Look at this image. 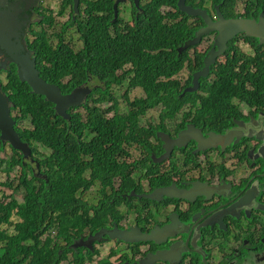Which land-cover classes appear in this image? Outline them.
Segmentation results:
<instances>
[{
  "label": "flooded vegetation",
  "instance_id": "obj_1",
  "mask_svg": "<svg viewBox=\"0 0 264 264\" xmlns=\"http://www.w3.org/2000/svg\"><path fill=\"white\" fill-rule=\"evenodd\" d=\"M79 1V14H76L74 0H0V27L4 26L3 31L10 35L15 54H30L32 59L37 60L38 67L40 42L43 40H48L49 46L55 47L64 32L72 31V25H89L92 19L102 22L110 15V12L106 14L105 9L109 8V2L113 3L114 12L110 24L120 21L119 30L125 31L123 29L127 24L134 25L135 10L139 16L145 4V0H139L138 9L135 0L119 5L118 19L115 21L114 5L118 0ZM240 1L243 3L235 1L231 4L234 7L233 16L230 15L227 19L260 22L264 9L258 6L248 11L249 4ZM126 6L129 7L130 16L125 23L123 14ZM215 6L208 2L198 9L206 10L217 21ZM194 18L200 17H191L187 23L195 22ZM200 19L199 23L189 27L194 31L189 42L199 29L205 27L204 20ZM56 27H60L58 34L54 31ZM113 31V28H109L111 34ZM217 40L218 33L203 36L198 45L188 48L190 56L196 58V55H204L205 67V59ZM263 41L264 36L251 37L247 33H240L229 41L227 53L218 60L216 65L228 64L225 110H219L225 96L214 97L215 113H208L201 100L198 107L186 104L176 116L160 119L155 134L146 133L144 139L152 142L153 146L140 145L135 148L127 145L129 155L125 152V145L123 146V151L116 156L120 165L126 168L122 195L114 194L120 192L114 178L113 188L109 189L112 210L109 214H100L101 227L88 230L80 237L87 240L95 236L96 242L92 246L87 244L74 247L76 251L69 252L72 258L64 260L65 264H149L150 254L168 250L173 245L175 251L177 245L182 248V256L174 258L173 262L154 259L152 263L264 264ZM18 69L13 55L9 54L0 41V92L11 101L10 84L15 75L21 80ZM129 69V65L126 66V71ZM203 69L196 70L194 74ZM211 73L207 78L210 80L207 82L209 86L217 84L216 75L210 77ZM95 81L99 83L94 84ZM84 85L101 90L106 86L103 80L94 77ZM116 85L127 88L128 81L124 80L113 86ZM11 105L14 107L13 102ZM201 114L206 115L201 117ZM189 126L199 130L201 140L191 137L185 142L181 141V146L173 145V141ZM159 133L167 135L171 140L167 148L158 138ZM211 134H214V143L207 146L206 141ZM155 159L161 160L155 162ZM34 160L37 161L35 157ZM32 164L37 178L42 180L45 176L40 175L35 163ZM147 169L155 171L153 177H133L140 170L149 173ZM118 180L121 184V180ZM199 186H206V190L198 193ZM170 188H176L183 194L194 188L197 193L195 202L169 199L161 195L163 190ZM132 193H135V197L126 199ZM141 196L144 199L138 198ZM120 197L126 199V203L118 204ZM105 216H108L106 220ZM165 227H173L166 233L178 234L162 244L153 240L130 242L120 237L123 231L129 230H134L136 238H150L152 232L155 237ZM104 229H117L114 232L115 238L110 239V233ZM201 251L202 257L199 256ZM76 254H82L81 258L74 259Z\"/></svg>",
  "mask_w": 264,
  "mask_h": 264
},
{
  "label": "trees",
  "instance_id": "obj_2",
  "mask_svg": "<svg viewBox=\"0 0 264 264\" xmlns=\"http://www.w3.org/2000/svg\"><path fill=\"white\" fill-rule=\"evenodd\" d=\"M179 1L145 0L142 13L137 16L135 10L134 25L127 24L125 31L119 30L120 21L110 24L114 12L113 3L109 2L105 9L110 15L102 22L92 19L89 25H72V31L64 32L55 47H50L46 39L40 42V75L59 85L63 94L71 93L91 77L105 82L104 90L94 89L86 104L68 111L70 121L58 116L52 103L32 93L31 86L15 75L10 85L13 113H19L14 116L16 128L22 140L32 147L33 155H39L34 163L45 177L38 179L35 166L10 145L13 156L6 168L5 161H0V176L5 172L8 181L0 186L16 192L24 190L26 195L23 204L14 195L9 196V201L0 197V242H5L0 246V264H62L72 258L69 252L76 251L73 242L84 232L99 228L98 214H109L103 211L106 208L84 201L83 195L98 187L102 198L99 204L105 207L110 203L108 189L113 179L126 176V168L116 160L123 146H151L137 133L142 129L155 134L158 126L141 128L140 119L150 110L161 105L163 120L176 116L186 104L198 107L201 100L207 112L213 113L214 97L218 96H225L219 110L226 109L228 64L213 66L210 77L216 75V85H207L210 80L203 78L200 92L181 96L186 86H191L194 72L203 69L205 56L191 57L190 49L178 54V49L194 34L190 25L201 20L194 18L195 22L188 24L191 17L179 10ZM235 1L239 0H185L193 8H202L208 2L220 5L226 18L233 16L231 4ZM243 1L249 4L248 11L258 6L264 9V0ZM163 8L168 11L163 12ZM109 28L114 29L113 34ZM67 41L76 43L77 49ZM128 65L130 69L126 71ZM185 69L189 78L184 83L174 79ZM124 80L128 81L124 97L129 110L121 114L111 90ZM138 88L146 97L133 101L128 94ZM106 102L113 104L101 108ZM27 120L31 127L23 128L22 123ZM88 134L93 135L91 140L86 139ZM39 146L50 153H39ZM6 147L0 131V149ZM17 169H21V175L16 187L11 175ZM123 189L121 186L115 194L122 195ZM119 201L121 204L127 200L120 197ZM14 224L12 235L2 230L4 225ZM81 256L76 254L74 259Z\"/></svg>",
  "mask_w": 264,
  "mask_h": 264
},
{
  "label": "water",
  "instance_id": "obj_3",
  "mask_svg": "<svg viewBox=\"0 0 264 264\" xmlns=\"http://www.w3.org/2000/svg\"><path fill=\"white\" fill-rule=\"evenodd\" d=\"M128 0H118L114 5L115 11V21L118 19V6L121 4H125ZM75 5V13L79 14V6L80 1L74 0ZM135 5L140 8L139 0H135ZM178 8L181 12L185 13L189 17H200L205 22V27L199 29L196 32L195 37L191 42L186 45L180 47L178 49L179 56L186 51L188 48L192 46H196L200 43L203 36H206L211 33H218V40L214 46V48L210 51L208 56L205 59V67L202 71L196 72L193 74L192 86H188L183 92L181 96H184L186 93H197L201 88V79L208 78L211 73V68L215 66L218 60L223 57L228 49H229V41L232 40L236 35L240 33H247L251 37H262L264 36V14L260 18V22L256 23L255 21H247V20H236V19H227L221 11V6L216 5V13L218 20H213L206 10L193 8L192 6L186 5L185 0H180L178 3ZM4 26L0 27V41L5 47L9 54L12 56L16 63L19 66L18 74L23 82L28 83L32 88V93L43 96L45 100L54 105L55 112L58 116L62 117L65 120H71V116L68 111L71 108H77L86 104V101L93 94L94 89L91 86L81 85L77 86L71 93L63 94L60 86L48 82L43 77H41V71L37 67V60L35 58H31L30 54L19 55L15 54V50L11 46V38L10 35H6V32L3 31ZM3 31V32H2ZM264 42V41H263ZM11 99L8 96L3 95L0 92V131H1V139L4 144H10L14 149L22 152L24 154V158L26 160H31L33 156L32 147L30 144L25 143L20 133L17 131L16 125L17 121L12 112ZM161 134H158V137ZM214 134H211L210 139L206 141L207 146H210L214 143ZM200 139L199 130H196L194 126H189L187 130L181 133L180 137L173 141V145H182V142L189 140L190 138ZM225 142V141H224ZM226 143V142H225ZM169 142L164 141V146L167 148ZM161 159H156L159 162ZM38 167V164H37ZM202 190H206V186L198 187L197 192L201 193ZM161 195L166 196L169 199H180V200H188L191 203L195 202V197L197 193L194 188L192 191L183 194L176 188H170L163 190ZM207 195V194H206ZM209 201V200H208ZM176 221V220H174ZM173 227H165L160 233H156L155 237H153V233H150L151 237L147 238L146 236L137 237L134 230L123 231L120 237L124 240H128L130 242L139 241V240H153L157 244L166 243L169 241L170 237H176L177 233L169 234L166 233ZM175 229L177 228L174 227ZM174 231V230H170ZM111 238L114 237V233H110ZM153 237V238H152ZM163 237V239H162ZM95 240V237H89L87 241L81 240L76 242L73 245L74 247H82L83 245H87ZM161 240V241H160ZM182 248H178L176 246V251L174 250V245L171 246L168 250H163L156 252L155 254H150L148 256L149 264H153V260H169V262H173V259L182 256Z\"/></svg>",
  "mask_w": 264,
  "mask_h": 264
},
{
  "label": "rangeland",
  "instance_id": "obj_4",
  "mask_svg": "<svg viewBox=\"0 0 264 264\" xmlns=\"http://www.w3.org/2000/svg\"><path fill=\"white\" fill-rule=\"evenodd\" d=\"M242 1H238V4H242ZM129 7L126 6L124 7V14H123V22L126 23V21L129 20V16H130V12H129ZM164 11H168V8H165ZM212 12V11H210ZM60 27H56L54 29V31L56 32V34H58ZM69 37V36H68ZM71 47L77 49L76 43H72L70 41H67ZM74 42H77L76 40H74ZM79 45V44H78ZM79 47V46H78ZM189 73L187 70H183L177 77H174V79H180L183 83L188 79ZM99 83L98 81H95L94 84ZM117 86V85H116ZM113 86V89L111 90L112 93L114 94L115 98L118 100L119 103V112L121 114L126 113L129 110V105L126 103L127 101L125 100V92H126V88H123V86ZM11 90V89H10ZM129 97L131 100H134L135 98H145L146 97V93L138 88V89H132L129 92ZM113 103L111 102H106L104 104L101 105V108L103 109H107L110 106H112ZM161 105L157 106L155 109L150 110L144 117H141L140 119V123H141V128L145 127V129L149 128L148 124H152V125H158L159 120H160V113H161ZM79 111L82 112V109H80ZM17 114H19L18 112H15L14 115L16 116ZM112 114L109 115V117H111ZM30 120H27L25 122L22 123V127L26 128V127H31L30 125ZM137 133L141 136H146V133H144V130L140 129L137 131ZM93 138V135H86V139L87 140H91ZM4 143V142H3ZM38 151L41 154H46V153H50L49 150L39 146L38 147ZM13 156V151L10 147V145H7V147L5 148V150L0 149V161L4 160V168H6L8 161L11 160ZM37 158H39V155H36ZM123 160V159H122ZM121 160V161H122ZM21 175V169H17L16 171H14L12 173V182L15 183L16 187L19 185L18 182V178ZM8 181L7 175L5 172H1V176H0V183L1 184H5ZM98 187L94 188L91 192L84 194L83 195V199L84 201L88 202L91 205H96L98 202ZM14 195V197L21 203H24V198H25V191L24 190H20L18 192L13 191V190H9L4 186H0V197H3L4 200L9 201V196ZM17 220V219H16ZM19 221V220H18ZM17 221V222H18ZM15 222V224L17 223ZM15 224L14 225H4L2 227V230L7 231L8 234L12 235L15 232ZM1 245H5V242H0V246ZM202 245V242H200V246ZM202 248H205L204 246ZM202 251L199 254V256L202 257ZM204 260V259H203ZM62 264H65V262H63Z\"/></svg>",
  "mask_w": 264,
  "mask_h": 264
},
{
  "label": "clouds",
  "instance_id": "obj_5",
  "mask_svg": "<svg viewBox=\"0 0 264 264\" xmlns=\"http://www.w3.org/2000/svg\"><path fill=\"white\" fill-rule=\"evenodd\" d=\"M218 6H220V5H218ZM225 16V15H224ZM225 56V55H224ZM223 56V57H224ZM192 79H193V77H192ZM202 80V79H201ZM94 89V88H93ZM69 94V93H68ZM91 97V96H90ZM146 115V114H145ZM144 115V116H145ZM160 119H161V116H160ZM148 126L149 127H151L152 126V124H148ZM153 126H157V125H153ZM160 129V128H159ZM148 130V129H147ZM144 133H146L145 132V130H144ZM159 134H161V136H159L158 138L161 140V142H163L164 143V141H167V142H170L171 140L169 139V137L167 136V135H164V134H162V133H159ZM140 137H143V136H140ZM144 138V137H143ZM150 142V141H149ZM151 143V146H153V143L152 142H150ZM7 145H10V144H7ZM128 145H130V144H128ZM134 146V145H133ZM126 147H127V145H125V152H126V154L127 155H129L128 154V151H127V149H126ZM135 148H136V146H134ZM33 151V150H32ZM34 155L32 156V159L31 160H27V161H29V162H32V163H34L35 162V160H34ZM35 159H36V157H35ZM155 162H157L156 161V159H155ZM135 164H137V163H135ZM148 170V172L149 173H147V171H143V170H140V171H138V172H136V173H134V175H133V177L135 178V177H142V176H145V177H153L154 175H153V173H155V171L153 170V169H147ZM118 179H120L121 180V184H120V181L118 180ZM123 179L124 178H120V177H116V184L118 185V189H120L121 188V186H124V182H123ZM120 185V186H119ZM113 188V182H112V187H111V189ZM110 189V188H109ZM109 189H108V195L109 196H112V195H110L109 194ZM115 194V193H114ZM133 197H135V193H132L131 195H129L126 199H128V200H130L131 198H133ZM139 199H144L143 198V196H141V197H138ZM101 195H100V193L98 194V202H97V207L98 208H106V209H104L103 211H106V212H109V211H111L112 210V208H109V209H107L108 207H111V205H110V203L107 205V206H102V205H100L99 203H100V201H101ZM111 202V201H110ZM120 203V201L118 202V204ZM105 219L104 220H106L107 218H108V216H105L104 217ZM101 220H102V215H100V214H98L97 215V225L99 226V227H101L102 226V224H101ZM105 230V229H104ZM117 229H114V230H112V231H107V230H105V231H107L108 233H114L115 231H116ZM110 236V235H109ZM95 237V236H94ZM110 239H113V238H111V237H109ZM81 240H84L83 238H79L78 240H76V241H74L73 242V244H72V246L76 243V242H79V241H81ZM88 240V239H87ZM87 240H84V241H87ZM96 241L94 240V241H92L91 243H89L91 246H92V244L93 243H95ZM83 246H86V245H83ZM82 246V247H83ZM77 247H79V246H77Z\"/></svg>",
  "mask_w": 264,
  "mask_h": 264
}]
</instances>
